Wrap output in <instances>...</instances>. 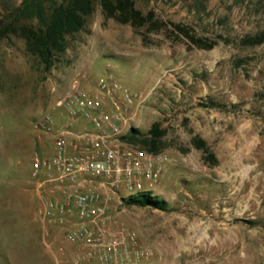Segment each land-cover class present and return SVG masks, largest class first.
<instances>
[{"label":"rangeland","instance_id":"1","mask_svg":"<svg viewBox=\"0 0 264 264\" xmlns=\"http://www.w3.org/2000/svg\"><path fill=\"white\" fill-rule=\"evenodd\" d=\"M22 1L0 0V26ZM134 1L153 18L136 28L95 0L49 70L22 38L0 40V264H97L62 232L46 236L31 177L35 151L53 141L37 122L49 112L63 121L57 101L76 79L129 88L142 99L130 130H164L153 193L168 208L113 203L148 252L134 264H264V42H243L264 32V0Z\"/></svg>","mask_w":264,"mask_h":264},{"label":"built area","instance_id":"2","mask_svg":"<svg viewBox=\"0 0 264 264\" xmlns=\"http://www.w3.org/2000/svg\"><path fill=\"white\" fill-rule=\"evenodd\" d=\"M141 100L116 81L100 80L90 90L76 79L57 101L63 121L49 112L37 122L53 136L49 153L35 151L31 169L45 234L62 232L85 248L86 261L134 264L148 254L137 232L112 215L116 200L153 192L168 161L165 152L123 139Z\"/></svg>","mask_w":264,"mask_h":264},{"label":"trees","instance_id":"3","mask_svg":"<svg viewBox=\"0 0 264 264\" xmlns=\"http://www.w3.org/2000/svg\"><path fill=\"white\" fill-rule=\"evenodd\" d=\"M107 16L122 22H131L136 28L153 18V12L144 15L134 0H99ZM95 9V0H23L9 12L0 26V40L17 36L24 40L26 51L45 70L61 60L70 47V38L85 30ZM159 27V24H157ZM243 42L256 45L264 42V32L247 36ZM164 130L155 122L149 132L132 128L123 139L153 151H159ZM194 143L205 148L204 138L195 137ZM129 205L150 206L166 210L167 200L152 191H141L124 198Z\"/></svg>","mask_w":264,"mask_h":264}]
</instances>
